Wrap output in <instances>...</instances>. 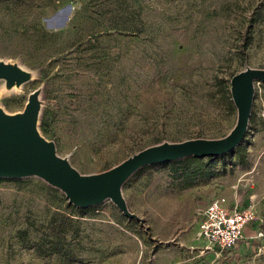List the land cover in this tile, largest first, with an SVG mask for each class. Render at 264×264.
<instances>
[{"label":"rangeland","instance_id":"1","mask_svg":"<svg viewBox=\"0 0 264 264\" xmlns=\"http://www.w3.org/2000/svg\"><path fill=\"white\" fill-rule=\"evenodd\" d=\"M0 60L30 74L0 81V110L21 112L38 90L39 135L79 174H98L162 142L230 131V77L264 70V0H0ZM238 147L201 171L133 174L121 196L141 222L108 200L78 213L34 177L0 179V264H264V236L249 228L223 254L196 236L197 203L234 194L264 234L262 82Z\"/></svg>","mask_w":264,"mask_h":264},{"label":"water","instance_id":"2","mask_svg":"<svg viewBox=\"0 0 264 264\" xmlns=\"http://www.w3.org/2000/svg\"><path fill=\"white\" fill-rule=\"evenodd\" d=\"M29 80L30 74L17 64L0 60V81L5 89L19 87ZM255 82L264 83V70L245 68L230 77L228 92L235 109V122L222 138L162 142L91 175L79 174L65 158L55 154L52 142L39 135L36 129L39 91L34 90L28 94L21 112L6 114L0 110V179L34 177L61 192L67 204L74 208L85 209L108 200L123 217L141 222L127 210L121 196L122 185L146 166L188 157L215 158L234 150L246 131Z\"/></svg>","mask_w":264,"mask_h":264},{"label":"built area","instance_id":"3","mask_svg":"<svg viewBox=\"0 0 264 264\" xmlns=\"http://www.w3.org/2000/svg\"><path fill=\"white\" fill-rule=\"evenodd\" d=\"M255 221L251 206L229 211L224 197L215 196L200 212L196 236L206 244L205 249L221 254L232 249L240 241L244 226ZM263 236L259 229L254 233L256 238Z\"/></svg>","mask_w":264,"mask_h":264},{"label":"trees","instance_id":"4","mask_svg":"<svg viewBox=\"0 0 264 264\" xmlns=\"http://www.w3.org/2000/svg\"><path fill=\"white\" fill-rule=\"evenodd\" d=\"M228 88H229V85H228ZM227 100H228V102L230 103V97H229V95L227 96ZM238 146H239V145H238ZM238 146H237L234 150H235L236 152H238V155H240L241 150H239V147H238ZM232 152H233V151H230V152L227 153V154H230V153H232ZM225 155H226V154H225ZM219 157H221V156H219ZM219 157H215V158H210V157H208V158H203V159H193V158H191V157H188V158H184V159H181V160H177V161H173V162H169V163L157 164V165H158V166H166V165H168V164H178V163H180V164L183 165V167H186V169H188V170H189V167H190L191 165H194V166H195V170H199V171H201V170H203V169H206V168L208 167V164H209L210 162L216 160V159L219 158ZM155 166H156V165H155ZM146 167H148V166H146ZM146 167H143V168L139 169V170L136 171L135 173L141 171L142 169H144V168H146ZM183 170L186 171L185 169H183ZM135 173H134V174H135ZM67 206L73 208L72 206H69V205H67ZM77 211H78V213H83L84 209H77Z\"/></svg>","mask_w":264,"mask_h":264},{"label":"crops","instance_id":"5","mask_svg":"<svg viewBox=\"0 0 264 264\" xmlns=\"http://www.w3.org/2000/svg\"><path fill=\"white\" fill-rule=\"evenodd\" d=\"M223 196V195H222ZM224 197V199H225V207L229 210V211H234V210H236V209H242V208H245V207H247V206H249V205H243V204H240V199H239V197H237L235 194L234 195H232V196H223ZM211 199V198H210ZM209 199V200H210ZM208 200V201H209ZM208 201H205L203 204H200V203H197V204H199L197 207H199L198 209H197V216H198V220H199V217H200V212H201V210L204 208V206L208 203ZM198 220H197V222H198ZM253 224H254V222H252V223H249V224H247L246 226H244V228H243V231H242V235H243V233H245L246 232V229L247 228H249L250 229V231H251V233L252 234H254L259 228L257 227V226H253ZM264 239V238H263ZM262 240V239H261ZM204 243V242H203ZM238 244V243H237ZM236 244V245H237ZM204 247H206V244L204 243ZM236 245L232 248V249H234L235 247H236ZM232 249H230L229 251H227V252H222L221 254H223V253H228V252H230ZM211 252H214L213 250H210Z\"/></svg>","mask_w":264,"mask_h":264}]
</instances>
